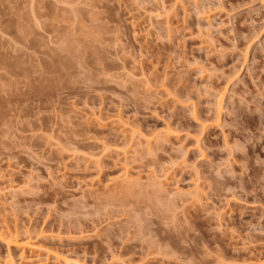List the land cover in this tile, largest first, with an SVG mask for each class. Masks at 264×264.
I'll return each instance as SVG.
<instances>
[{
    "label": "rangeland",
    "instance_id": "obj_1",
    "mask_svg": "<svg viewBox=\"0 0 264 264\" xmlns=\"http://www.w3.org/2000/svg\"><path fill=\"white\" fill-rule=\"evenodd\" d=\"M11 262L264 264V0H0Z\"/></svg>",
    "mask_w": 264,
    "mask_h": 264
},
{
    "label": "bare ground",
    "instance_id": "obj_2",
    "mask_svg": "<svg viewBox=\"0 0 264 264\" xmlns=\"http://www.w3.org/2000/svg\"><path fill=\"white\" fill-rule=\"evenodd\" d=\"M66 39H67V38H66ZM64 43H65V42H64ZM11 264H14V263L11 262Z\"/></svg>",
    "mask_w": 264,
    "mask_h": 264
}]
</instances>
